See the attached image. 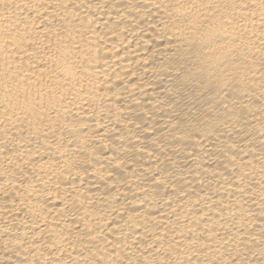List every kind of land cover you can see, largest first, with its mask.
<instances>
[{
	"label": "bare ground",
	"instance_id": "bare-ground-1",
	"mask_svg": "<svg viewBox=\"0 0 264 264\" xmlns=\"http://www.w3.org/2000/svg\"><path fill=\"white\" fill-rule=\"evenodd\" d=\"M0 264H264V0H0Z\"/></svg>",
	"mask_w": 264,
	"mask_h": 264
}]
</instances>
